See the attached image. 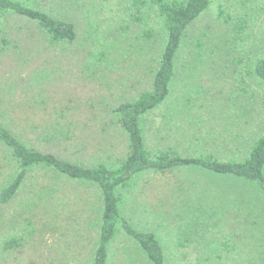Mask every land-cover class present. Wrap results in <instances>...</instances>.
Returning <instances> with one entry per match:
<instances>
[{
  "label": "rangeland",
  "instance_id": "rangeland-1",
  "mask_svg": "<svg viewBox=\"0 0 264 264\" xmlns=\"http://www.w3.org/2000/svg\"><path fill=\"white\" fill-rule=\"evenodd\" d=\"M22 1L73 23L77 39L53 41L28 18L0 17V124L76 164L120 165L126 136L112 111L151 88L163 20L133 0ZM260 56L264 0H215L187 31L170 97L143 121L148 149L246 157L264 133V84L252 74ZM18 172L0 143V193ZM119 194L123 216L156 235L165 264L221 255L225 264H264V198L240 181L197 169L149 172ZM100 205L97 188L32 169L18 195L0 203V264H90ZM109 252V264H149L122 230Z\"/></svg>",
  "mask_w": 264,
  "mask_h": 264
},
{
  "label": "trees",
  "instance_id": "trees-1",
  "mask_svg": "<svg viewBox=\"0 0 264 264\" xmlns=\"http://www.w3.org/2000/svg\"><path fill=\"white\" fill-rule=\"evenodd\" d=\"M214 1L133 0L134 6L139 11L145 6L157 11L164 22L167 38L154 71L151 88L136 100L121 103L112 111L114 120L126 136L127 154L120 165L111 167L106 162H102L92 167H85L76 164L53 153L28 147L0 124V143L11 150L19 169L13 181L2 188L0 203L8 204L18 195L32 169L48 168L61 177L87 184L100 192L99 239L90 264H109V249L119 230L138 245L149 264H165V251L156 235L152 232L136 230L122 214L119 190L127 187L137 177L149 172L163 174L176 170L197 169L240 181L264 198V133L250 147L248 155L240 160H220L207 154L184 156L170 150H157L153 153L146 145L143 121L145 117L160 109L170 97L172 84L177 76V56L187 31L211 8ZM9 13L34 21L53 41L73 43L77 39L73 23L32 8L22 0H0V17ZM245 22L246 20H243V24ZM252 74L264 84V56H260L255 61ZM239 100L240 97L234 99V102ZM69 133V129L57 130V134L62 136H67ZM240 195L242 196L239 198L243 201L244 195L242 193ZM199 264H225V260L222 255L207 256Z\"/></svg>",
  "mask_w": 264,
  "mask_h": 264
}]
</instances>
